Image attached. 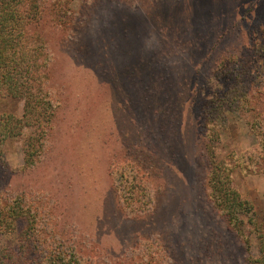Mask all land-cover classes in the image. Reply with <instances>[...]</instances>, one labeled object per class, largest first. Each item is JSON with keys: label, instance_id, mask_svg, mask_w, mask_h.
<instances>
[{"label": "rangeland", "instance_id": "rangeland-1", "mask_svg": "<svg viewBox=\"0 0 264 264\" xmlns=\"http://www.w3.org/2000/svg\"><path fill=\"white\" fill-rule=\"evenodd\" d=\"M41 4L42 91L53 106L41 161L28 168L24 160L36 128L0 144V197H21L19 206L38 217L34 239L42 246L26 264L44 263L50 228L79 264H248L257 257L264 162L256 170L236 165L231 174L255 213L242 218L240 234L210 197L204 143L216 115L218 160L254 152L264 133V0ZM235 87L243 106L230 109L222 99ZM23 109V98L0 99V115L21 117ZM133 181L145 192L124 190ZM141 197L150 204L138 212ZM27 226L21 218L0 228V247L17 248Z\"/></svg>", "mask_w": 264, "mask_h": 264}, {"label": "trees", "instance_id": "trees-1", "mask_svg": "<svg viewBox=\"0 0 264 264\" xmlns=\"http://www.w3.org/2000/svg\"><path fill=\"white\" fill-rule=\"evenodd\" d=\"M42 20L41 0H0V99L23 98L24 109L21 117L10 114L0 115V144L22 134L24 128H36L38 134L29 138L24 150V160L28 168H33L41 161V153L46 137V126L53 117V106L48 95L42 91V85L47 81L45 67L48 64L46 46L39 33ZM235 87L224 94L222 102H226L230 109L241 105V94ZM243 104V103H242ZM208 133L205 139V152L209 162L207 188L214 206L221 212L228 224L237 232L242 233V218L252 220L255 216L253 207L242 200L238 192L231 185V174L235 166L245 170L259 166L264 162V133L258 136V144L254 152L244 155L241 159L226 156L218 160L215 156V140L223 129L220 118H210ZM40 156V157H39ZM39 157V158H38ZM40 163V162H39ZM124 190H134L136 194L145 192L141 183H126ZM127 204L136 203V197ZM22 198L13 197L9 200L0 197V228L13 227L17 220L28 218V226L17 234V248L0 247V264H26L29 255L36 254L35 232L38 234V217L33 209L19 206ZM136 211L142 212L149 207L150 199L141 197ZM134 206V205H133ZM35 227H32L35 225ZM258 255L250 258L248 264H264V222L253 225ZM47 230V229H46ZM52 230V228H50ZM48 231L47 239L51 240L48 253L44 256L43 264H79L69 250L63 235L55 238ZM34 240V241H33ZM49 243L44 240L43 243ZM41 245V244H40ZM42 246V245H41ZM42 251V250H41ZM75 253V252H74Z\"/></svg>", "mask_w": 264, "mask_h": 264}]
</instances>
